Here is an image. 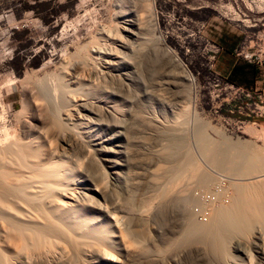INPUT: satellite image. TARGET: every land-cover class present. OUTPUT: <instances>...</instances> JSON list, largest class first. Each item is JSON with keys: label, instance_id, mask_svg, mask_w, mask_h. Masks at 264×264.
<instances>
[{"label": "rangeland", "instance_id": "rangeland-1", "mask_svg": "<svg viewBox=\"0 0 264 264\" xmlns=\"http://www.w3.org/2000/svg\"><path fill=\"white\" fill-rule=\"evenodd\" d=\"M122 26L138 35L127 38L129 46L120 56L136 82L127 89V101L119 102L125 121L120 126L110 120L115 128L103 131L110 148L120 141L124 146L120 176L109 173L110 166L97 155L98 174L107 176L98 180L99 187L91 183L93 191L84 185V172L70 184L77 200L92 197V217L108 224L112 245L121 248L123 237L129 247L118 262L107 259L103 264H232L239 255L233 248L237 240L250 249L258 233L264 239V220L251 206L256 194L264 204V180H244L264 174V125L242 124L244 116L230 113L233 104L227 103L215 72L218 55L214 57L213 50L219 45L216 32L234 29L242 32L239 46L245 42L248 51L259 55L256 50L264 49V0H0V156L8 159L17 143L32 138L42 147L51 144L49 153L57 148L68 162L83 159L76 145L52 135L49 103L41 87L55 82L65 61L84 58L90 46H99L100 38L109 46L119 44ZM252 65L264 69L259 60ZM115 75L113 82L107 80L108 92L119 90ZM119 131L123 137H116ZM200 137L208 139V145L201 144ZM235 151L244 164L238 173L228 167L233 160L223 159L238 156ZM7 177L0 191L13 189ZM235 203L257 222L253 230L224 245L226 230L218 216ZM45 217L42 221L53 227L48 213ZM193 224L202 226L201 235L191 232ZM10 230L0 219V243L17 235ZM65 235L54 239L60 245L81 241ZM110 252L107 256L116 254ZM60 253L48 254L42 263L31 256L20 264H71Z\"/></svg>", "mask_w": 264, "mask_h": 264}, {"label": "bare ground", "instance_id": "bare-ground-1", "mask_svg": "<svg viewBox=\"0 0 264 264\" xmlns=\"http://www.w3.org/2000/svg\"><path fill=\"white\" fill-rule=\"evenodd\" d=\"M129 25L133 26L137 31L140 30V26L134 24L132 21ZM133 37L138 38L137 32L134 33L127 27L122 26L118 37L119 44L116 43V46H109L106 39L102 40L100 38L98 40L101 43L99 46H90L88 54L84 58H70L68 61H65L56 75L55 82H46L41 87L43 91L41 92L44 94L45 99H47V103H49L48 111L51 116L49 128L52 135L56 136L58 141L69 144L70 147L76 145L79 152L82 153L83 159L78 158L77 160L68 162L62 159L63 155L60 154L61 152L57 148L54 149L52 147L54 150L49 153L51 149L48 146L51 148V144L42 147L39 142L32 138L27 140L28 143H17L9 151L8 159L0 156V182L3 180L2 178L8 176L7 178H10V180H6L5 182L11 181L10 183H14L13 189L10 188V191H0V219L12 227L13 233L14 231L17 233L14 237L9 235V238L6 235V239L0 243V248L4 249L0 250V256L5 261V264H20L31 256L35 257V259L37 258L39 263H42L48 254L58 251L63 253V256L64 254L67 255V260L71 264H97L99 262L103 264L107 259L118 262L120 255L122 256L128 251L129 247H127L123 237L121 248L112 245L108 224L105 221L92 217V213L96 208L91 199L92 197L85 201L81 200L82 202L77 200L76 195L72 194V189L74 191V188H71V185L77 183L79 172L85 173L83 175L85 180L82 182L93 191L91 183L99 187L98 180L103 182L104 178H107L105 174V177L98 174L99 164L96 160L99 158L97 159V155H100V158L102 157L101 160L104 161L103 163L106 167L107 165L110 166L111 172L109 173L115 175L117 179L120 176L119 167L123 165V159L126 157L124 146L120 144V141L119 146L110 148V140L104 137L103 131H107L112 127L115 128V124L121 126V123L125 121L127 116L125 108L122 107L124 101L122 102L120 99L127 101L125 99L129 92L127 89L136 80L135 76L127 70L126 60L122 58L123 56H120L123 54L121 49L124 50L129 46L127 38ZM115 73L119 75V78H116L120 85L118 87L119 90H117L118 92H108L107 83H110L107 80L113 82L116 77V75L114 76ZM110 120L114 121L115 124L111 125ZM119 136L123 137L124 131H119L116 137ZM200 143L208 145L209 142L208 139L200 137ZM238 149H233V151ZM113 154L116 157H113ZM236 154L238 155L237 152ZM219 155L221 154L219 153ZM235 156L232 158L226 155L223 156V159H225V162H227L226 159L228 158L231 159L229 161L233 160L232 164L228 167L232 172L238 173V170L241 172L240 169L244 167V164L240 163L239 155ZM215 159L216 157L214 156L213 162ZM223 159L221 158V163ZM219 161L216 159L215 164L219 165ZM244 180L258 183L264 180V174ZM106 181L108 180L106 179ZM250 181L248 182L250 183ZM2 186H0V190ZM259 196L257 194L256 196L254 195L253 200H258V202L252 203V200L251 206L254 209L253 212L255 211L254 213L264 220V204L260 202L261 196ZM41 201L43 203H39ZM241 207L235 203L233 207L222 211V213L220 212L219 216L217 215L219 217L218 222L220 221L219 224L223 225L225 227L224 230H226V232L224 231L225 233L222 231L224 235H222L221 243L224 245H228L230 240L232 242V239L236 235H243L255 228L254 223L256 220L254 222L251 220L253 216L248 218L247 216L250 214L246 216L245 212L243 213L240 209ZM41 211H45V213L43 214ZM46 213H48L49 218L52 219L54 226H56L55 229L53 225V227H48L42 221L41 217H45ZM191 226L192 233H201L202 226L198 224ZM56 228L58 229L56 230ZM6 229L8 230V227ZM62 232L70 236V239H74L73 241L75 239L83 241L84 238H89L92 242L86 243V240H84L85 242L80 241L77 246H74L77 243L76 241L74 245H64L62 242V245H60L58 244V240L56 242L54 238L59 240L66 239L63 238V234H60ZM260 233L255 236L250 249L245 246L246 244L244 245L240 240H237L233 248L239 255L238 257H233L232 264H264V239ZM59 234L63 237H59ZM219 238H221V235ZM10 242H13L14 245L12 246ZM105 249L107 251L113 250L116 254L113 255L112 253V256H107L111 252L105 253ZM250 251L253 252V257Z\"/></svg>", "mask_w": 264, "mask_h": 264}, {"label": "crops", "instance_id": "crops-1", "mask_svg": "<svg viewBox=\"0 0 264 264\" xmlns=\"http://www.w3.org/2000/svg\"><path fill=\"white\" fill-rule=\"evenodd\" d=\"M219 31L216 34L222 50L216 58L215 72L237 85L255 90L264 96V69L246 62L234 53L239 46L242 32L234 29ZM260 122L264 125V117Z\"/></svg>", "mask_w": 264, "mask_h": 264}, {"label": "built area", "instance_id": "built-area-1", "mask_svg": "<svg viewBox=\"0 0 264 264\" xmlns=\"http://www.w3.org/2000/svg\"><path fill=\"white\" fill-rule=\"evenodd\" d=\"M213 50L214 57H216L221 52V47L219 45L214 47ZM251 48L245 42L240 44L235 50V55L242 58L246 62L252 64L257 62L264 63V49H258L259 55L255 52H250L248 49ZM247 51V52H246ZM256 58V61L254 59ZM219 81L224 85V91L226 92L227 103H232L231 114L237 113L238 115L244 116L242 119V124H252L257 125V123L264 117V96L255 90L247 89L243 86L237 85L230 80L217 75Z\"/></svg>", "mask_w": 264, "mask_h": 264}]
</instances>
